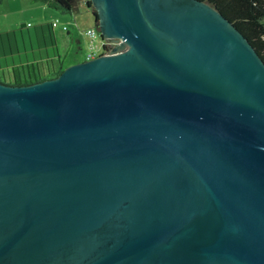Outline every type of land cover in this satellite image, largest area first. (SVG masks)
<instances>
[{
	"label": "water",
	"instance_id": "95a60500",
	"mask_svg": "<svg viewBox=\"0 0 264 264\" xmlns=\"http://www.w3.org/2000/svg\"><path fill=\"white\" fill-rule=\"evenodd\" d=\"M91 1L114 52L0 81V264H264L261 55L205 0Z\"/></svg>",
	"mask_w": 264,
	"mask_h": 264
},
{
	"label": "trees",
	"instance_id": "16d2710c",
	"mask_svg": "<svg viewBox=\"0 0 264 264\" xmlns=\"http://www.w3.org/2000/svg\"><path fill=\"white\" fill-rule=\"evenodd\" d=\"M44 2L56 8L70 11L77 7L78 2L82 0H43ZM91 7L92 1L85 0ZM228 17L238 29L253 44L258 53L264 60V0H205ZM94 20H98L99 15L96 9H93ZM31 26V24H27ZM52 21L47 24H40L36 27L34 33L22 29L20 32L21 44H24V50L20 49V37L14 31V39L8 37V48L17 50L18 58L12 61L6 60L5 66H0V81L13 85H24L35 83L47 78L57 76L64 66L61 64L60 55L52 33ZM26 34V35H25ZM26 36L28 39H26ZM22 44V45H23ZM54 47V53L51 55L48 47ZM37 47V48H35ZM28 48L32 51L39 49L47 52V56L40 58H29ZM16 49V50H14ZM9 50L7 52H9ZM27 53L26 55H23ZM41 53V52H40ZM25 57V58H24ZM11 69V71H6ZM8 74H7V73ZM10 73V74H9Z\"/></svg>",
	"mask_w": 264,
	"mask_h": 264
},
{
	"label": "rangeland",
	"instance_id": "374dc122",
	"mask_svg": "<svg viewBox=\"0 0 264 264\" xmlns=\"http://www.w3.org/2000/svg\"><path fill=\"white\" fill-rule=\"evenodd\" d=\"M93 9H95L94 4L92 3V6L88 8L85 0L78 2L77 7L70 11L56 8L43 0H0V66H5L6 60L12 61L14 57L18 58L16 49L13 52L6 49L8 48V37L14 39V31L20 37L19 44H21L20 31L22 29L26 34L29 31L34 33L40 24L50 23L54 19H58V23L53 26L52 33L64 68L85 60L90 51V37L86 34V29L96 26ZM98 38L99 35H97L96 43L100 46ZM26 39H28L27 36ZM22 44L20 49L23 52L25 47ZM48 49L49 54L52 55L54 47L50 46ZM44 50L32 51L28 48L29 58L46 57L47 52ZM6 71H11V69H6Z\"/></svg>",
	"mask_w": 264,
	"mask_h": 264
},
{
	"label": "built area",
	"instance_id": "2783aa9c",
	"mask_svg": "<svg viewBox=\"0 0 264 264\" xmlns=\"http://www.w3.org/2000/svg\"><path fill=\"white\" fill-rule=\"evenodd\" d=\"M52 23L53 25H56L58 23V19L52 21ZM86 34L90 37V44H89L90 51L86 59H91L100 54L112 53L114 52L115 47H118L120 44L124 42V39L121 37H116V38L102 37L101 38V32L98 29L97 25L93 27H88L86 29ZM97 35H99L98 40L100 42V46H97V43H96Z\"/></svg>",
	"mask_w": 264,
	"mask_h": 264
},
{
	"label": "crops",
	"instance_id": "0c3cea01",
	"mask_svg": "<svg viewBox=\"0 0 264 264\" xmlns=\"http://www.w3.org/2000/svg\"><path fill=\"white\" fill-rule=\"evenodd\" d=\"M54 20H56V19H54ZM54 20H53V21H54ZM94 21H95V20H94ZM53 26H55V25H53Z\"/></svg>",
	"mask_w": 264,
	"mask_h": 264
},
{
	"label": "flooded vegetation",
	"instance_id": "af4514ba",
	"mask_svg": "<svg viewBox=\"0 0 264 264\" xmlns=\"http://www.w3.org/2000/svg\"><path fill=\"white\" fill-rule=\"evenodd\" d=\"M7 73V72H6ZM8 74V73H7ZM10 74V73H9Z\"/></svg>",
	"mask_w": 264,
	"mask_h": 264
}]
</instances>
